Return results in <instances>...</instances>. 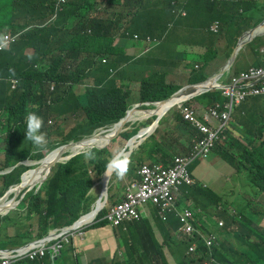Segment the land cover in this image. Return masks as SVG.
<instances>
[{
  "label": "clouds",
  "instance_id": "clouds-1",
  "mask_svg": "<svg viewBox=\"0 0 264 264\" xmlns=\"http://www.w3.org/2000/svg\"><path fill=\"white\" fill-rule=\"evenodd\" d=\"M81 1L0 0V113L13 124L0 129V146L11 147L9 159L3 157L0 163V217H30L28 227L21 231V243L0 247V264H24L47 256L54 264L66 246L83 240L94 228L111 231L108 242L126 250L130 264H220L214 255L222 241L218 233L224 222L217 215L214 220L219 230H211L208 214L226 210L224 195L238 194L242 204L247 199L255 202L259 215L254 217L253 229L264 230V201H259L264 193L254 185L257 167L239 164L238 155L231 164L221 156L234 152L230 144L252 152L264 141V137L262 141L246 136L237 121L247 119L264 130V0H252L261 10L250 12L248 26L234 35L210 16L204 29L201 25L194 29L192 23L199 14L211 13L203 4H194L197 0H83L90 6V19L112 20L113 54L75 46L76 41L93 34L85 26L86 20L74 13V4ZM216 11L214 6L212 14ZM198 39L216 49V56L208 62L198 56ZM234 53L232 65L220 74ZM188 55L196 59L189 61ZM244 55L251 56L254 63L237 68ZM90 58L102 69L103 77L108 71L109 78L118 79L122 70L137 63L144 66V76L159 73L174 90L163 97V89L156 88L157 93L142 99L140 82L123 83L129 96L114 99L95 114L85 104L89 102L86 90L96 76L81 75L83 82L73 81L74 73L88 71ZM180 70L187 71L185 83L167 80L183 77ZM15 83L29 85L26 93L31 96L56 102L49 112L56 117L55 139L50 144L42 131L44 118L51 120L46 113L31 107L12 114L16 99L11 86ZM134 83L139 84L138 96H133ZM200 97L204 103L193 106L191 102ZM160 106H164L162 114L149 115ZM139 113L146 116L136 118ZM66 115L73 121H67ZM150 119L170 135L182 132L181 147L174 150L170 143L155 140L144 125ZM101 139L105 143L97 145ZM158 144L168 157L159 154L154 162L146 152L144 161L137 163L134 155L140 147ZM214 152L219 161L211 182L219 184L221 193L203 182L206 175L198 179L193 174L199 172L195 169L198 163ZM177 160L182 161L188 181L172 190V202L158 205L139 199L142 171L168 172ZM81 163V171H86L82 179L90 184L78 195L75 213L54 217L49 210L54 192L71 186L81 171L73 172ZM42 166L43 179L20 188L24 176L37 173ZM198 187L219 195L225 208L210 203L206 193L198 194ZM255 190L256 195L250 196ZM13 211L19 215H11ZM62 219L67 223L54 225ZM11 229L8 233L13 236L15 229L14 233ZM250 247L262 264L264 248ZM243 264L251 263L244 260Z\"/></svg>",
  "mask_w": 264,
  "mask_h": 264
},
{
  "label": "trees",
  "instance_id": "trees-1",
  "mask_svg": "<svg viewBox=\"0 0 264 264\" xmlns=\"http://www.w3.org/2000/svg\"><path fill=\"white\" fill-rule=\"evenodd\" d=\"M195 3L203 4L207 12L211 13L199 14L192 23L194 29H198L200 25L201 29H204L206 19L210 16L211 21L219 20L229 35L238 34L248 26V22L251 19L250 12L261 10V6L254 4L252 0H214L213 3L209 2V0H197ZM214 6L217 7V11L215 14H212ZM89 9L90 6L83 0L74 4V13L86 20L85 26L93 30L91 36L76 41L75 46L86 45L90 52L96 53L99 49V53L101 50L102 52L113 54L115 48L112 47L114 41L112 20L90 19L88 16ZM197 46L198 56L203 63L210 61L216 56V49H213L212 45L206 44L203 40L198 39ZM93 57L95 59L97 58L94 53ZM94 58H90L87 61L90 66H87L88 71L86 73L80 75L77 73L73 74V81L78 83L82 77L81 75L84 78L86 76L90 78L96 76L95 79H92V87L86 90L89 102L85 104L89 105L88 109L95 114L98 111H102L104 109L103 107L110 104L114 99L121 96H129L130 93L123 89V83L128 85L131 82H140L142 99H146L152 93H157L156 88L163 89V92L160 93L163 97L174 90L173 87L165 85L159 73L150 74L147 77L144 76V66L137 63H133L125 70H122L118 74V79L109 78L108 71L105 77H103L102 69L96 65ZM97 75L101 77L99 78ZM81 81L83 82L84 80L81 79ZM111 112L113 113L114 111ZM237 121L239 128L246 136H256L257 139L263 141L264 130L262 128L254 125L247 119H238ZM230 147H233L234 152L238 154L231 151L228 154L221 155L222 158L231 164L236 163L238 159L236 155H238L241 159V161H238L239 164H244L245 162L250 163V165H255L258 173L256 174L254 185L259 192L264 193V141L260 143V147L257 150L252 152L237 143L230 144ZM10 148V146H0V157L6 158V161L10 157ZM146 152L149 153L150 159L154 162H157L159 159V154H163L165 157L169 156L163 149H159L155 145H144L134 155L138 164L144 161ZM70 171L68 168V172ZM88 184H90V180L75 179L70 187L54 192L55 198L51 199V206L49 208L51 215L54 217L60 216L61 214L69 216L75 213L73 208L77 205L78 197H80L78 195L85 192ZM257 190L252 191L250 196H255ZM196 192L198 194L206 193L205 199H208L210 203L225 208L220 203L222 198L212 191L198 187L196 188ZM259 201H264V197L260 198ZM256 205L255 202L247 199L242 207L230 209L231 211L226 219L220 218L224 222V226L220 228L218 233L222 241H220L219 248H216L214 255L220 264H243L244 260L251 264H261L260 257L252 252L250 247V245L256 244L264 248V230L259 228L253 229L254 217L259 215V212L256 210ZM29 218L28 215L25 218L0 217V247H13L20 244L22 238L21 231L28 227ZM66 223L65 219L55 220L54 225ZM11 228L15 229L13 236H10L8 233ZM202 249H205V245L202 246ZM261 261L264 264V253L261 254Z\"/></svg>",
  "mask_w": 264,
  "mask_h": 264
},
{
  "label": "rangeland",
  "instance_id": "rangeland-1",
  "mask_svg": "<svg viewBox=\"0 0 264 264\" xmlns=\"http://www.w3.org/2000/svg\"><path fill=\"white\" fill-rule=\"evenodd\" d=\"M183 50V49H179ZM243 61L239 60L237 62V68H239L240 66L242 68L245 67H250L254 61L252 60V57L249 55H244L243 57ZM187 59L189 61H194L196 59L195 56L193 55H188ZM180 72L183 74V77L181 78H167V80L169 82H174L177 84H183L187 81V71L186 70H180ZM11 88L13 89L14 92V96L16 99V104L12 110V114L13 115H18L21 113L26 112L29 108L31 107H35L37 110L44 112L47 114V117L51 118V120H48V118H44V127L42 129V131H44L46 133V138H47V145L50 144L54 139L55 136L52 132L53 127L55 125V121H56V117L52 116L49 114V112L51 111V109L53 108V106L55 105V101H51L46 97H35V96H31L29 94L26 93V91H28L29 85H25L23 83L20 84H13L11 86ZM132 91H133V96H138V91H139V84L134 83L132 84ZM81 101V100H80ZM204 103V99L202 97L200 98H196L194 99L191 104L193 106H199L201 104ZM264 116V113H263ZM65 119L67 121H73L72 117L70 115H66ZM8 127H13L12 121L10 120V118L3 113H0V129L3 128H8ZM2 140L4 143H6L7 138L5 136H2ZM217 155L214 153H212L208 159L200 161L198 164L200 165L199 167V172H193V174L196 176V178H201L203 176H207L205 178H203V182L206 183V185H208L210 188L212 189H217L219 191V193H221V190L219 189V184H217L216 186L211 182L212 181V176L213 175V168H215L217 166L216 165H212V163L214 162V158ZM3 157H0V163L3 162ZM82 168V163L74 170L73 175L78 174L79 171H81ZM86 174V171L83 170L81 171L78 175H76V179H82ZM225 180V178H224ZM226 187L229 186V184L225 185ZM217 187V188H215ZM224 195V194H223ZM238 194L237 196H232L230 194H226L224 195V202H226V210L224 212H219L217 213L216 210L213 211L212 214H208L209 217V227L211 230L214 231H218L219 228L217 227V222L214 219H217V215L220 216V218L222 219H226L230 213V205L228 203H230L232 205V207L234 208H239L242 207V199L238 198ZM205 211V210H204ZM11 215L16 216L19 215L18 211H13L11 212ZM200 218L202 219V215H200ZM11 232L14 233V229H11Z\"/></svg>",
  "mask_w": 264,
  "mask_h": 264
},
{
  "label": "crops",
  "instance_id": "crops-1",
  "mask_svg": "<svg viewBox=\"0 0 264 264\" xmlns=\"http://www.w3.org/2000/svg\"><path fill=\"white\" fill-rule=\"evenodd\" d=\"M246 51H248V49ZM261 52H264V41ZM139 125L142 126V124ZM144 125L147 130H152V136L155 140L170 143L174 147V150L180 148L184 141L182 132L177 136L173 134L170 135L168 132H165V130H161L153 119L145 120ZM157 147L159 149L162 148L159 144ZM213 161L212 164H216L219 161V157L216 156ZM199 167L200 165L196 166L195 169L198 170ZM110 238H112L111 231L102 228L91 229L83 240L66 246L63 250V254L60 256V260H57V262L55 261L54 264H130V254L120 246H117L116 242L109 243L107 239ZM105 244H107V246H105ZM24 264L53 263L47 256L44 259L33 262L24 261Z\"/></svg>",
  "mask_w": 264,
  "mask_h": 264
},
{
  "label": "built area",
  "instance_id": "built-area-1",
  "mask_svg": "<svg viewBox=\"0 0 264 264\" xmlns=\"http://www.w3.org/2000/svg\"><path fill=\"white\" fill-rule=\"evenodd\" d=\"M175 168L161 174L145 168L143 172V183L139 187L138 197L143 202H152L158 205H169L172 198V190H176L182 181H188L185 168L181 160H177ZM135 202V201H134Z\"/></svg>",
  "mask_w": 264,
  "mask_h": 264
},
{
  "label": "bare ground",
  "instance_id": "bare-ground-1",
  "mask_svg": "<svg viewBox=\"0 0 264 264\" xmlns=\"http://www.w3.org/2000/svg\"><path fill=\"white\" fill-rule=\"evenodd\" d=\"M163 110H164V106H160V108H159V110L157 112L150 113L149 115H151V114H162ZM144 116H146V114L139 113L138 115H136V118H142ZM104 143H105V140H103V139H101L100 141L96 142L97 145L104 144ZM43 167L44 166L39 168L37 173H34L32 171L28 172L24 176L23 183L20 186V188H24L26 186H33L36 182L42 180L43 177H44ZM2 204H4V203H2ZM11 205H16V203H12Z\"/></svg>",
  "mask_w": 264,
  "mask_h": 264
},
{
  "label": "water",
  "instance_id": "water-1",
  "mask_svg": "<svg viewBox=\"0 0 264 264\" xmlns=\"http://www.w3.org/2000/svg\"><path fill=\"white\" fill-rule=\"evenodd\" d=\"M254 33V31L251 32V37L252 34ZM235 58V53L233 54V56L229 59L228 63L226 64V66L221 70L220 74H224L226 72V70L232 65L233 61ZM5 208V207H4Z\"/></svg>",
  "mask_w": 264,
  "mask_h": 264
}]
</instances>
